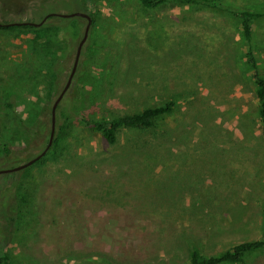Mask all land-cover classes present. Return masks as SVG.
Segmentation results:
<instances>
[{"label": "rangeland", "instance_id": "obj_1", "mask_svg": "<svg viewBox=\"0 0 264 264\" xmlns=\"http://www.w3.org/2000/svg\"><path fill=\"white\" fill-rule=\"evenodd\" d=\"M219 1L264 11V0ZM76 11L86 13L79 0H0L2 23ZM93 11L66 111L108 118L166 101L173 110L113 144L69 121L39 159L0 174V206L15 217L9 233L0 226V251L22 264H185L193 249L216 255L260 238L264 132L237 20L174 2L97 0ZM85 24L55 16L0 30V136L11 149L5 159L0 148V168L46 145ZM250 43L264 77V18ZM241 264H264V250Z\"/></svg>", "mask_w": 264, "mask_h": 264}, {"label": "trees", "instance_id": "obj_2", "mask_svg": "<svg viewBox=\"0 0 264 264\" xmlns=\"http://www.w3.org/2000/svg\"><path fill=\"white\" fill-rule=\"evenodd\" d=\"M80 9L86 11L90 16L91 22L94 21L95 12L93 11V3L97 0H79ZM141 7L144 10L153 9L159 7L161 4L174 2V3H186V4H200L212 8L221 10L236 19L241 36L246 44L242 53L243 62L249 67L251 72V79L254 86L253 94L257 100L258 107V120L261 128L264 132V77L260 73L258 66V59L255 56L251 47L252 27L255 21L264 18V11H252L246 9H234L223 5L219 0H138ZM87 7L91 8L90 11L86 10ZM43 16L37 21L39 22ZM55 17H47L40 25L47 24V20ZM28 22V21H25ZM32 26L27 23L14 24L13 22H0V30H13L16 28L32 29ZM67 98L63 96L55 108L54 117V133L53 143L57 142L62 134L63 128L68 125L69 121H74L81 126L97 132L101 138L108 144L116 142L117 134L123 129H136V130H150L152 128L161 127L158 120L167 115L173 110L174 102L166 101L156 106H151L142 109L141 111L133 114L125 115H112L108 118L100 116H88L85 114L75 113L71 114L66 110ZM7 107H11V102L4 104ZM51 109V107H50ZM50 111H49V132H50ZM0 148L3 151L5 159H9L11 155V149L0 136ZM7 162V161H6ZM1 176V175H0ZM2 195H5L3 192ZM5 190V189H4ZM12 194V191L11 193ZM14 194V193H13ZM12 194V196H13ZM261 220L263 225L262 236L260 238L237 243L228 249L222 251L216 255H204L198 250L193 249L188 255L187 262L185 264H241L247 254L256 250H264V197L261 205ZM15 217L8 209L7 205L1 204L0 206V226H2V233L7 234L11 230ZM0 264H22L18 261L12 260L8 255L0 251Z\"/></svg>", "mask_w": 264, "mask_h": 264}, {"label": "water", "instance_id": "obj_3", "mask_svg": "<svg viewBox=\"0 0 264 264\" xmlns=\"http://www.w3.org/2000/svg\"><path fill=\"white\" fill-rule=\"evenodd\" d=\"M49 16H58V17L81 16V17H84L86 19V24H85L84 29H83L82 37H81V39L79 40V42L77 44V47H76V50H75V54H74L73 63H72L71 69L69 71L68 77L66 79V82L63 85V87L60 90V92L58 93V95L55 97V99H54V101H53V103L51 105V109H50V115H51V117H50V132H49V136H48V140H47L46 145L44 146V148L37 155H35L34 157L28 159L27 161H25V162H23L21 164L12 166V167L0 168V174L17 171V170H20V169H23V168L29 166L34 161L39 159L46 152V150L49 148V146H50V144L52 142V139H53V134H54L55 108H56L57 104L59 103V101L61 100V98L63 97L66 89L68 88V86L70 84L71 78H72V76L74 74V71H75V68H76V64H77V61H78V57H79V53H80L82 44L86 40V37H87V34H88V30H89V26L91 24L90 16L87 13L80 12V11L71 12V13H48V14L44 15L39 22L28 21V22H13V23L14 24L27 23V24H30L32 26H39Z\"/></svg>", "mask_w": 264, "mask_h": 264}]
</instances>
